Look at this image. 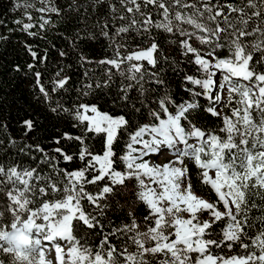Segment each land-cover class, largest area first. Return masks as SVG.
Listing matches in <instances>:
<instances>
[{
	"label": "snow or ice",
	"instance_id": "1",
	"mask_svg": "<svg viewBox=\"0 0 264 264\" xmlns=\"http://www.w3.org/2000/svg\"><path fill=\"white\" fill-rule=\"evenodd\" d=\"M103 3L104 0H89L86 6L76 4V0H72L69 7L71 11H78L80 8L87 11L88 6L94 9L96 5ZM119 3L133 15L127 26L118 29L117 35L127 32L129 28L149 33L150 29L155 27L182 37L179 40L183 49L182 55L192 54L194 57L192 62L198 66V71L206 73L204 79L187 74L183 79L187 84L198 86L202 91L186 88L191 99L177 103L171 93L165 90L166 80L161 71L150 72L143 64L132 63L146 60L152 69H156L158 62L166 60L155 40L146 50L125 56H121L117 51L115 59L100 61L101 64L111 65L127 80L135 82L122 87L121 90L124 92L122 99L129 100L128 92L138 86L137 91L141 96L139 103L141 107L147 109L149 122L136 125L133 131L128 132L125 152L117 156L113 151V144L121 129L127 132L132 122L123 115L112 117L107 113H100L94 105L80 104L73 115L80 124L87 122L84 131L105 134V151L102 155H94L83 147L84 137H75L74 139L80 141L82 145L78 159L85 161L87 158V162L83 169L69 172L66 169L55 168L53 158L48 157L39 145L35 146L36 151L44 154V161L53 164L56 173H63V180L57 176L56 183L52 182L51 176H41L34 168L17 170V167L13 166L5 170L0 166V175L10 185L5 195L13 205L14 222L11 227L17 229L21 236H25L27 232L28 236L25 238H30V243L34 245L32 255L26 256L11 245V241L16 239L13 235L8 237V242L0 243V252L9 255L13 264L15 262L45 264L46 252L51 254V251H54L56 264H64L61 255L63 247L59 243L63 240L71 241L72 245H80V247L69 245L70 256L80 261L88 260L92 255L91 250L81 245L73 236L74 227L77 231L81 224L89 229L103 228L99 217L106 215V210L111 207L108 197L116 199L123 195L117 186L125 188L126 182L135 181L136 199L149 209V214L143 218L146 225L144 230H140L141 225L136 222L130 211V224H125L115 231L110 230L108 235L101 234L102 240L98 247L108 245L107 261L102 259L100 253H96L94 258L89 260V264H117L113 259V253H116L117 249L108 239L109 235L115 236L117 232L132 233L129 239L137 248L135 253L125 255L126 247L118 253L124 257V264H147L144 260L145 254L154 256L157 253H163L167 257L161 264H264V232L249 238L252 245L259 249V255L253 251L243 257L225 259L214 257L209 252L212 247L231 248L235 243H239L241 248L248 249L249 244L242 239L246 236L245 229L251 228L248 213L253 208L260 207L253 197L259 196L264 201V72L256 71V65H264V0H240L239 4H221L219 0L216 3L212 0L203 3L200 0L193 3H187L186 0H119ZM142 5L144 8L152 5L162 19L154 22L150 12L141 10ZM109 7L111 11H116L115 5ZM183 9L191 10V14ZM41 11L59 15L61 9L53 6ZM137 16L142 19L138 20ZM120 19L124 17L121 16ZM15 23L22 24L26 32L35 26L22 21ZM182 24L192 25L197 31L190 32L182 28ZM106 29L107 24L101 28L102 35H108ZM28 35L36 33L28 32ZM246 37L257 39L249 44ZM0 39L6 40L7 37ZM193 39L198 40L201 45L208 46L203 55L199 48L193 47L190 43ZM222 48H227L228 55L219 58L217 50ZM27 51L34 61L37 60L36 51L30 46L27 47ZM158 51L159 60L154 55ZM256 53L260 55L254 61ZM60 55L63 56L65 53L61 52ZM39 59L43 61L46 55ZM122 64L128 65L126 70L122 69ZM27 67L33 69L35 64H28ZM14 70L19 72L21 68L17 65ZM34 75L39 91L47 101L49 92L40 83V73L35 72ZM217 75H220L223 83L213 78ZM234 79L237 83H233ZM239 80L250 82V86L240 85ZM67 82V78H62L55 82V87L63 88ZM145 84L155 87L145 88ZM88 87L91 88V85ZM97 87L100 85L97 84ZM157 88L161 90L157 93V99L148 98V103H145V92L156 93ZM200 97L206 98L209 102V106L204 109L206 112L224 120L225 127L220 131L227 134L226 139L222 140L220 135L206 132L197 126L196 113L201 108L198 101ZM234 98H236L234 102L239 106L233 108L231 117H224L222 112L217 111V105L222 99L232 102ZM149 104L153 106L149 107ZM131 107L136 112L141 111V107H136L135 103ZM58 109L69 111L59 104L51 107L53 112H57ZM253 110L257 113L255 121L252 118ZM89 112L93 115H88ZM24 125L27 131L33 130L32 120L24 121ZM65 136L73 139L67 134ZM56 143L58 144L59 140ZM236 150L239 155H234ZM55 151L60 153L64 161L73 160V156L64 153L61 148H56ZM150 155L161 157L172 155V159L163 164L150 163L145 159ZM185 158L192 159L202 170V183L210 185L215 190L218 201L223 205V211L217 208L216 203L209 202L193 192L190 178L187 176L188 169L184 164ZM117 161L123 165V170L114 167ZM210 171L214 176L210 175ZM86 173L96 174L88 179ZM33 180H46L52 192L62 190L64 198L51 204L45 202L39 210H29L27 218L21 221V213L32 202L28 197L35 195L37 191L41 196L47 195L44 187L38 190L35 188ZM98 181H105L98 193L92 194L85 190L86 184H96ZM58 183H63L62 189L57 187ZM82 199L93 205L96 212L85 213L81 210ZM203 212L208 213V219L200 217L199 214ZM261 219L264 220V216ZM74 220L77 221L75 225ZM221 221H225L226 226L214 239L212 238L214 226ZM21 224L22 228H18L17 226ZM192 253L199 255L194 257L190 255Z\"/></svg>",
	"mask_w": 264,
	"mask_h": 264
},
{
	"label": "trees",
	"instance_id": "2",
	"mask_svg": "<svg viewBox=\"0 0 264 264\" xmlns=\"http://www.w3.org/2000/svg\"><path fill=\"white\" fill-rule=\"evenodd\" d=\"M186 2L193 3L195 0H186ZM200 2L203 3L206 0H200ZM212 2L216 3L217 0H212ZM219 3L239 4L240 0H219ZM71 4L72 0H0V37H7L6 40L0 39V166L4 167L5 170L13 166L17 167V170L34 168L41 176H51L53 183L57 182V176L60 180H63V173H56L53 164L46 163L43 159L44 154L36 151L35 146L39 145L48 157L53 158L55 168L66 169L69 172L83 169L87 162V158L85 161L78 159L82 145L80 141L74 139L75 137H84L83 147H86L94 155H102L105 151V134L85 132L87 122L80 124L74 118L73 113L80 104L94 105L100 113H107L112 117L123 115L132 122L127 132L121 129L113 144V151L117 156L125 152L128 132L133 131L136 125L148 123L150 120L147 116V109L141 107L139 103L141 96L137 91L138 86L128 92L129 100L122 99L124 96V92L121 90L122 87L135 82L127 80L111 65L101 64L100 61L115 59L117 51L121 56H125L139 50H146L151 42L155 40L158 49L162 51L163 56L167 59L158 62L156 69H152L146 60L133 61L132 63L143 64L150 72L161 71L166 80L165 90L171 93L177 103L191 99L189 92L185 90L186 88H195L197 91H202L198 86L187 84L183 79L185 74L200 79L206 78V73L198 71V66L192 62L194 59L192 54L182 55L183 49L179 44L182 37L178 35L166 33L155 27L151 28L149 33L137 32L133 28H129L127 32L117 35L118 29L127 26L130 17L133 15L121 6L119 0H104L103 5L98 4L94 9L88 6L87 11L83 8L78 11H71L69 7ZM76 4L87 6L89 0H76ZM16 5L20 6L16 7ZM109 5H115L116 11H111ZM53 6L61 9L59 15L50 11H41V9ZM141 10L150 12L154 22L162 19L158 14V10L152 5H149L148 8H144L142 5ZM183 11L191 14L189 9H183ZM29 16H31V19H29ZM121 16L124 19H120ZM137 19L140 20L142 17L137 16ZM15 21L35 25L28 32L36 33V35H28L22 24L15 23ZM42 24L43 27H41ZM105 24H107V36L101 34V28ZM181 27L190 32L197 31L189 24H182ZM221 27H223V24ZM221 37L223 39V34H221ZM245 39L251 44L255 42L257 37H246ZM190 43L193 47L201 50V55L208 47L207 45H201L195 39ZM29 46L37 52V60L35 61L27 51ZM61 52L65 55L61 56ZM45 55L46 59L41 61L39 58ZM154 55L159 60L160 51L154 53ZM227 55V48L217 50L219 58ZM259 55L260 53L255 54L254 61ZM209 59L211 58L209 57ZM28 64H35V67L29 69ZM17 65L21 68L19 72L14 70ZM121 67L126 70L128 65L122 64ZM109 69H111V79H109ZM256 71L264 72V65H256ZM35 72L40 73V83L49 92L47 101L39 91ZM125 75H127L126 72ZM62 78H67V84L63 88L55 87V82ZM213 78L218 81V75ZM97 84L100 87H97ZM88 85H91V88ZM54 87L55 90L53 91ZM151 87L155 86L145 84V88ZM160 91L157 88L156 93L145 92V103H148V98L157 99V93H160ZM215 94L214 90L213 95ZM198 101L201 108L196 113L197 126L206 132L220 135L222 140L226 139L227 134L220 131L221 128L225 127L224 120L204 110L209 106L206 98L200 97ZM133 103L136 104V107H141L140 112L133 110L131 107ZM57 104L62 105L64 109L69 111H60L59 109L57 112L51 111V107H55ZM152 106L149 104V107ZM232 107L230 102L225 100L220 112L223 113L224 117H231ZM217 111L219 110L217 109ZM252 115L253 120H257L255 110L252 111ZM26 120L33 121L32 131L26 130L24 125ZM65 134L68 137H73V139L66 138ZM57 140H59L58 144L56 143ZM251 144L252 141L249 143V147H251ZM56 148H61L64 153L72 155L73 160L70 162L64 161L60 153L55 151ZM21 149H24V151H21ZM225 155L227 156V152ZM234 155H239L238 150L234 152ZM151 158H153V161ZM145 159L149 160L150 163L161 164L154 155H150ZM184 164L188 169L187 176L190 178L193 192L209 202L216 203L217 208L223 211V205L218 201V194L210 185L202 183V170L190 158H185ZM114 167L123 170V165L119 161ZM94 174L96 173H86V176L91 179ZM32 183L37 190L44 187L47 195L41 196L37 191L35 195L29 196L28 199L32 202L21 213V221L27 218L29 210H39L45 202L51 204L64 198V192L62 190L52 192L47 186L48 182L46 180H33ZM64 183H67V181H64ZM104 183L105 181H98L96 184H86L85 190L92 194L98 193ZM134 185L135 181H130L126 182L125 188L117 186L120 192L124 194L116 199L108 197L111 207L106 210V215L99 217L100 223L104 226L103 228L89 229L81 224L77 231L74 227L73 236L81 242V245L87 246L92 255L84 261L70 256L69 245H72V242L68 241V247L61 254L63 255L64 264H89V260L93 259L96 253H100L102 259L107 261L108 245L98 247L102 240L101 234L108 235L110 230L115 231V229L121 228L125 224H130V211L136 222L141 225L140 230H144L146 225L143 218L149 214V209L143 202L136 199ZM57 187L62 189L63 183H58ZM9 188L10 185H8L7 180L0 175V228L5 230L9 229L14 222L12 202L5 195ZM253 199L260 207L253 208L248 213L251 228H246V236L242 237L244 242L249 244V248H241L239 243L233 244L231 248L212 247L209 249L211 255L228 259L243 257L253 251L257 255L260 254L259 249L252 245L249 238L264 232V220L261 219L264 216V201L259 196H255ZM80 208L85 213L96 212L94 206L86 199L80 201ZM183 215L186 216L187 214ZM199 215L202 219L209 218L207 212ZM37 222L41 221L37 220ZM76 223L77 221L74 220L73 225ZM225 226V221L215 225L212 238H217V234ZM131 235L133 234L117 232L115 236H108L109 243L117 249V252L113 253V259L117 264H124V257L118 253L123 251L125 247L127 248L125 255L137 251L136 245L129 239ZM172 238L174 239V237ZM72 246L80 247V245ZM190 255L195 257L199 254L192 253ZM165 259L167 257L163 253H157L154 256L145 254L144 256L147 264H161V261ZM0 264H13V262L9 255L0 252ZM15 264H20V262H15Z\"/></svg>",
	"mask_w": 264,
	"mask_h": 264
},
{
	"label": "clouds",
	"instance_id": "3",
	"mask_svg": "<svg viewBox=\"0 0 264 264\" xmlns=\"http://www.w3.org/2000/svg\"><path fill=\"white\" fill-rule=\"evenodd\" d=\"M18 228H22V224L17 226ZM15 235L16 239L11 241V245L16 248L18 252L24 253L26 256L32 255V248L34 247L33 244L30 243V238L26 239L25 237L28 236V233L25 232V236H21L17 229H13L10 225V228L5 230L0 228V242H8V237ZM27 264V262H26ZM48 264H52V261L49 260Z\"/></svg>",
	"mask_w": 264,
	"mask_h": 264
},
{
	"label": "rangeland",
	"instance_id": "4",
	"mask_svg": "<svg viewBox=\"0 0 264 264\" xmlns=\"http://www.w3.org/2000/svg\"><path fill=\"white\" fill-rule=\"evenodd\" d=\"M218 81L219 83H223V80L221 79L220 75H218ZM240 85L242 86H250V82L248 81H244V80H239L238 81ZM233 83H237V81L234 79L233 80ZM236 98L233 99L232 102H230V104L233 106L232 107V110L233 108L235 107H238L239 105H237L234 100ZM225 100H221L220 104L217 105V109L220 111L223 104H224ZM88 115H93L91 112L88 113ZM252 118H253V115H252ZM254 119V118H253ZM251 142V140H250ZM249 142V143H250ZM251 148V147H249ZM156 157V159L158 160L159 163L163 164V163H166L168 161V159H172V155H164L163 157L161 156H157V155H154ZM151 160L153 161V158H151ZM255 163V162H254ZM210 175H213L214 176V173L210 171ZM222 190H225V189H222ZM46 243V242H45ZM59 243L62 245L63 247V250H65L67 247H68V241H63V240H60ZM51 260L52 261V264H56V253L54 251H51V254H49L48 252H46L45 254V264H48V261Z\"/></svg>",
	"mask_w": 264,
	"mask_h": 264
}]
</instances>
